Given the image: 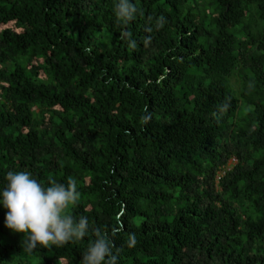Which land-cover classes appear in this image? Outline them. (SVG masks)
<instances>
[{"label":"trees","instance_id":"16d2710c","mask_svg":"<svg viewBox=\"0 0 264 264\" xmlns=\"http://www.w3.org/2000/svg\"><path fill=\"white\" fill-rule=\"evenodd\" d=\"M130 2L0 0V189L75 179L89 224L28 253L0 209V264H81L97 229L116 264H264V0Z\"/></svg>","mask_w":264,"mask_h":264},{"label":"clouds","instance_id":"9594fccd","mask_svg":"<svg viewBox=\"0 0 264 264\" xmlns=\"http://www.w3.org/2000/svg\"><path fill=\"white\" fill-rule=\"evenodd\" d=\"M135 11L130 0H118L115 13L118 19L131 20ZM164 23L163 17L157 21L159 27ZM5 181V186L0 189V209L6 211L4 227L23 237L26 252L31 253L38 246L62 247L88 235L86 217L77 221L65 214V210L76 205L80 197L75 179H69L67 184L53 183L44 188L30 172L10 171ZM95 237L83 253L81 264H116L109 237L99 229L95 231ZM128 243L129 246L135 245V235L129 238Z\"/></svg>","mask_w":264,"mask_h":264},{"label":"rangeland","instance_id":"374dc122","mask_svg":"<svg viewBox=\"0 0 264 264\" xmlns=\"http://www.w3.org/2000/svg\"><path fill=\"white\" fill-rule=\"evenodd\" d=\"M251 9H252V8H250V10H251ZM249 22H250V19H249V18H247V19L244 20V24H245V25L248 24ZM258 26H259V27H264V22H258ZM233 84H234L235 90H237V87H236V84H237V83H236L235 80L233 81ZM235 92H236V93H235V97L240 101V104H239V110H238V112H237V113L235 114V116L233 117V118H234L233 121H240L241 119H243V118L245 117L248 108H247V106L245 105L244 101L240 98V90H239V91H235ZM235 163H236V162H235L234 160H233V161L231 160V161L229 162V168H231L232 165H234ZM24 254H25V252L19 254L18 257H17V259L22 258L23 260H25V261L31 263V262H32L31 258H30L29 256H25ZM34 264H41V262H36V263H34Z\"/></svg>","mask_w":264,"mask_h":264}]
</instances>
